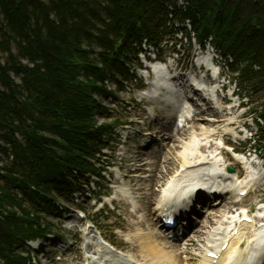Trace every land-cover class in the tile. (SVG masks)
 <instances>
[{"label":"trees","instance_id":"16d2710c","mask_svg":"<svg viewBox=\"0 0 264 264\" xmlns=\"http://www.w3.org/2000/svg\"><path fill=\"white\" fill-rule=\"evenodd\" d=\"M185 21L233 59L264 122V0H0V264H31L25 242L50 231L44 214L78 188L72 171L96 172L106 82L128 80L137 51Z\"/></svg>","mask_w":264,"mask_h":264},{"label":"bare ground","instance_id":"6f19581e","mask_svg":"<svg viewBox=\"0 0 264 264\" xmlns=\"http://www.w3.org/2000/svg\"><path fill=\"white\" fill-rule=\"evenodd\" d=\"M201 61L203 63L204 62L207 63L208 58L204 56L198 59L196 63L198 67L201 64ZM164 70L165 68H161V67L157 69L158 74L156 76L159 83L155 87L158 89V92H151L146 95L143 94L142 98L148 99L149 101L153 102L155 100L153 97L154 95L157 96L159 100L162 99L166 102H175L176 105L177 104L180 105V103H182L183 101V96L181 98V96L179 95L180 91H178L177 87H175L177 86L176 82L167 80V78L165 77L166 72L162 73ZM186 79L187 77H185V80ZM189 80L192 85H194L196 82H199V80L198 81L192 79ZM159 90L164 91V94H161ZM220 101H223V99L220 98ZM206 106L208 108L206 110L208 113H213L216 115L221 114L219 116L220 119L215 126H208V124L214 125V123H210L212 121H209L207 118H204L206 117V113H207L205 111ZM215 109H217L215 103L204 104L202 105V107H197V109L195 110V114L193 116L187 118H184L182 115L184 109L179 113L174 111V113L169 114L167 116V119L169 120V125L168 124L164 125L159 121L154 120L159 124L158 134H162L161 132L163 128L164 131L167 129L166 131L169 132L168 134H170V135L168 134L164 135L163 136L164 140L161 139L159 140L157 138L158 136L157 137L153 136L154 139L150 138L151 140H149V142H146L150 145L149 147L152 146L154 147L151 150H148V153L150 151L148 156L155 161L153 162L154 163L153 166L155 168L152 169L151 167V171H150L153 174L151 178L152 179L151 182L152 184H154L157 179L160 182H163L162 186L160 187L158 202L157 205H155L156 209H154V212L151 210L152 208L151 205H152V201L154 200V196L156 194L152 189L145 194L146 196L145 200L148 201L147 205H145L146 209L151 214L154 213L153 214L154 217L152 220L154 224V229L137 228V230L133 231V233H129V235L127 236V238L129 239L132 238L135 239L134 246L138 250V254L136 255V257H131V256L128 257V255H125L120 250L115 249L114 246L109 245L107 242H105L107 244L101 243L100 240L104 241V239L100 237L101 236L100 234L94 232L95 230H92L91 232L88 233L89 239L91 241L88 247V254L92 255L93 259L97 260L96 264H210L211 263V260L206 257V255L209 252H211V251H207V247L209 244H215V241L210 242V237L211 235H215L216 233H217L216 235H218V233L224 228L229 229V224H227V221L232 219L230 215L231 213H233L234 209L236 208V205L228 204L226 200H222L221 203L217 206V209H209L207 212L203 213L201 215V220H198L192 226L191 234L195 232L196 236L193 238H191V235L184 237L183 241L186 243L185 247L181 246L180 244L177 246L170 245L169 238L165 236L162 232V226L159 222L157 213L158 210H161L160 204L164 202L163 198L166 195L171 199L174 196H180L184 194V192H193V190H196L197 188H202L208 183H211L212 180L208 176L209 175L208 173L213 171L214 169L213 167L216 166L213 164H217L219 162L218 159L220 158H223L225 161L226 154L219 151L221 147L217 142L215 143V138H217V136L221 134L220 137L224 142V135L228 131L230 132L234 131V128L232 127L235 126V122L232 119L225 120L223 118L226 117L228 114L226 111H222V113L217 114ZM198 116H201L198 118V120L199 122L202 123H198L196 126L193 125L192 134H190V136H187L189 134L184 130L186 123H188L189 121L190 123H192V121L196 120L197 119L196 117ZM154 117H156V115H154ZM152 124H153L152 126L155 127V124L153 122ZM205 126L209 128H206ZM221 126H223L225 130L220 129ZM183 136H185L186 139L180 140ZM177 142H179V146L176 148L178 150H176L175 148L174 149L170 148V144L172 143L176 144ZM165 144H167L168 147L170 148V150L168 151L169 156H176V162L178 163V168L175 170L173 174L167 173L163 175L162 170H164V168H167L163 166L165 164L163 160L166 159L163 153L164 151L163 147L166 146ZM172 151L173 153H171ZM237 159L239 161L244 162V160L241 157H238ZM143 161L145 162V160ZM135 177L137 176L135 175ZM217 181L218 179L214 180L213 184H216ZM119 192L127 203H130V205L132 206L137 204L135 202L137 198L134 196L132 189L127 184L122 185L120 187ZM222 208L223 210H221ZM236 212H238V210ZM218 214L220 215L218 216ZM243 228L240 230L241 236L238 238L232 237L231 233L228 232L225 233V238L229 239L230 246L224 253L221 254L222 258H220L217 264H228L226 263V259L228 255H231L233 257L235 255H238L239 260L233 264H240V261L243 256L247 255L248 257V255H250L251 251L254 249L255 245L257 244V239H255L256 236L252 234L253 227L251 228L243 227ZM93 234H95L94 237H92ZM244 237H247L245 253L240 251L241 249L240 244ZM188 238L189 240H187ZM158 241H160V243H158ZM110 248H114L115 252L109 253V251H111ZM177 250H179L180 252L181 251L185 252L184 255L185 258H182L181 255L180 257H178L176 255Z\"/></svg>","mask_w":264,"mask_h":264},{"label":"rangeland","instance_id":"374dc122","mask_svg":"<svg viewBox=\"0 0 264 264\" xmlns=\"http://www.w3.org/2000/svg\"><path fill=\"white\" fill-rule=\"evenodd\" d=\"M190 30H191V28L189 26H187L186 31L190 32ZM180 38H181V36H179L178 41L180 40ZM165 50L170 51L171 45H169V47L167 49L165 48ZM177 50H179V48H177ZM193 55H194V53H192L191 55H188L186 61H191L192 60L191 56H193ZM218 58H219L220 65H221V68L223 69V73H224V80H223L224 83L223 84L228 85L230 91H233V90L238 91V87L233 84V81L231 78L232 75L230 74V72L227 69H225L224 59L221 58V56H218ZM16 80L18 81V79H16ZM137 84L138 83L127 84V85H125L124 90L120 91L113 83H110L109 87L111 90H113L115 92L116 99H113L112 101H102V104L109 109L110 116H107V118L99 117L97 119L98 123L105 124V125L106 124L112 125L115 120H118L120 122L129 121L130 123H133V122L135 123L137 121V118L141 117V116L145 117L143 120L146 121V119L149 118V115H148L149 113L144 114L143 111L145 109H148L150 111L151 106L149 105L148 108H146L143 105H140V97L142 96V93L136 90V88L138 86ZM230 91H228L227 93H224L222 95L225 97L227 95L230 96ZM242 97H243L242 102L244 104V108L241 110H238L237 113L235 114V115H237L238 118H233L232 120L235 122L234 127H236V125H238L237 124L238 121H236V120L239 119V116L245 114L246 115L245 117H247V118H241V119H239L240 120L239 122L248 124V126H250L251 131L248 134H246V133L243 134L239 138L243 142L247 138L250 139L251 136H253V138L251 140L247 141L246 145H243L242 142H237V145L240 146V148H242V149L243 148L244 149H253V148H257L259 146H264V135L261 134L257 125L254 124V122H253V119L257 118V115H255V110H256V107L260 104V97L256 96L253 93L250 94V99H244V96H242ZM223 101H224V99H223ZM234 105H235V103H232V105L227 106V107H228V109L233 110ZM236 107H235V109H237ZM156 108H158V105L156 106ZM207 109L208 108L206 106L205 111ZM215 111L217 114L222 113V111H220L218 109H215ZM233 111H235V110H233ZM227 113H228L227 116L223 117L225 120H228L229 116H231L229 111H227ZM220 115H216V114L207 112L206 117H204V118L208 119L211 116L215 117L217 119V121L210 122V123H214V125L208 124V126H215L216 123L220 119L219 118ZM199 117H201V116L196 117L197 119L192 121V123H190V121L188 123H186L184 130L186 132H188L189 135H187V136H190V134H192L193 125L196 126L198 123H202V122H199V120H198ZM223 118H221V119H223ZM159 120H161L163 122L162 117H159ZM152 122L155 124V127H150V130L152 133H155L156 135H158L160 139L164 135L169 133L166 131L167 129L164 131V128H163V130L161 132L162 134H158L159 124L156 121H152ZM189 124H190L189 127H191V128L187 130V126ZM152 125L153 124H151V126ZM205 127L209 128L207 126H205ZM133 129L137 130V127L133 128ZM139 129L142 130V128H139ZM234 130H236V129H234ZM168 135H170V134H168ZM220 135L221 134H219L217 136V138H215V143L216 142L221 143L220 139H218V137H220ZM185 136H183L180 140L186 139L187 136L186 137ZM116 137H117V135H112L108 138V146L117 150L116 156L119 159V162L122 165H124V163L121 161V159L126 160L128 162V166L130 168L129 171H131L133 169L130 165L131 160L133 158L137 157L139 154L142 156L146 155L145 157H141V156L138 157V159H137V163H138L137 171L140 173H144L147 169L148 172L146 173L147 175L145 176V178L147 177V180H149V179L150 180L149 181L138 180L137 182H133V185L128 184L127 182H124L125 184H127L132 189L134 196L137 198L135 200V202L137 203L136 205H134V206L130 205V203H127L126 200H124V198L121 196L122 199L124 200V202L118 203L115 210H108L107 213H105L102 216H98V217L96 215H94L92 208L87 213L90 214V220H92V222L98 227V229L101 231V234L103 235V237L106 240H108L109 242H111V243L115 244L117 247H119V248L114 247L115 249L120 250L125 255H128V257L129 256L136 257V255L138 254V250L134 246L135 239H133V238L129 239V238H127V236L129 235V233H133V231L137 230V228H139V229H144V228L154 229V224L152 222L153 217H154L153 216L154 213L151 214L146 209L145 205H147L148 201L145 200V197H146L145 194L148 191H150L151 189L156 194L154 196L155 201L153 200L152 205H151V207H152L151 210L154 212L155 205H157V202H158L160 187L162 186L163 182H160L158 179L156 180V182L154 184H152V182H151L152 177L150 178V176L151 175L153 176V174L150 173L151 167H152V169H154L155 167L153 166L154 163H150V162H155V161L151 157L148 156L150 151H149V153H147L146 151L144 152V150L143 151L140 150V147H141V145L144 144V141L139 140V142L136 143L132 140V142L125 145V147H122V146L117 147L118 143H120V142L116 139ZM150 138L154 139L152 134L148 135L146 142H149V140H151ZM226 141L227 140L224 136V143H226ZM233 141H237V140L233 139ZM168 144H169V142H168ZM165 145L166 146L163 147V149H164L163 153H164V156L166 159L163 160V162L165 163L163 166H165L167 168H164V170H162V173H163V175L167 174V173L173 174L175 172V170L178 168V163L176 162V156H169L168 151L170 150V148L176 149L179 146V142H177L176 144H173V143L170 144V148L168 147L167 144H165ZM237 149L239 151H241L239 148H236V150ZM176 150H178V149H176ZM220 152H222V151H220ZM171 153H173V151ZM261 154L264 155V150L261 152ZM4 160H5L4 158H3V160H0V166H2V164L4 163ZM143 160H145V162ZM145 163H146V165H145ZM142 171H144V172H142ZM149 174H151V175H149ZM141 176L144 177V174H142ZM125 184H123V185H125ZM118 187H119L118 184L109 185V190H111L110 191L111 195H113V194L117 195V190L119 189ZM134 191H135V193H134ZM261 201H264V188H262L259 191V193L256 194L255 196H252L249 199H247L246 201L242 202V204L238 205L236 207V209H242L243 207H246L249 210H253V209L255 210L256 206H258V204ZM221 210H223V208ZM218 215H220V214H218ZM203 220H204V218H203ZM50 222L55 224L54 226H55L56 231H58L60 233V235L64 238V240L69 241L70 244H73V245H76V243H77V247H76L74 254H70L69 256H61L60 254H57V255L56 254H49L47 259L40 257V259L39 258L37 259L39 261V264H87V258H88L87 255L92 256V255L88 254V247H89V244L91 241L88 238L89 243H88V246L86 249L85 246H86L87 242H86V237L83 234V232H84L83 227H81V228L77 227V228H73L71 230H68V228H71V224L66 223L65 228H67V229L65 230L64 228L61 227V222L58 221V219H56V218H54L52 220L50 219ZM97 234H99V232ZM195 236H196V233L194 232L191 235V238L195 237ZM189 238L187 240H189ZM158 243H160V241H158ZM185 245H183V246L185 247ZM181 246H182V244H181ZM86 251H87V254H86ZM176 255L178 257H180V255H181L182 258H185V256H184L185 252H182V251L180 252L179 250H177ZM56 256L62 258L61 263L56 261Z\"/></svg>","mask_w":264,"mask_h":264}]
</instances>
